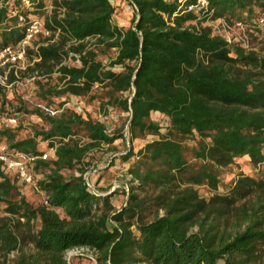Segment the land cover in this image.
Instances as JSON below:
<instances>
[{"label":"trees","instance_id":"trees-1","mask_svg":"<svg viewBox=\"0 0 264 264\" xmlns=\"http://www.w3.org/2000/svg\"><path fill=\"white\" fill-rule=\"evenodd\" d=\"M42 1L0 0V51L41 18L50 35L25 48L19 73L33 75L43 98L100 88V118L66 104L54 115L37 107L45 126L19 138L8 119L23 108L4 113L0 86V140L36 157L47 202L29 203L0 166V264L13 252L17 264H71L65 253L79 247L97 264H264V45L246 50L213 35L207 12L187 10L196 0H126L127 26L115 22L113 0ZM207 2L212 20L264 38L256 25L264 0ZM75 56L79 64L65 63ZM16 79L11 69L8 82ZM231 166L238 172L225 185ZM115 173L129 177L127 190L110 192Z\"/></svg>","mask_w":264,"mask_h":264},{"label":"rangeland","instance_id":"rangeland-1","mask_svg":"<svg viewBox=\"0 0 264 264\" xmlns=\"http://www.w3.org/2000/svg\"><path fill=\"white\" fill-rule=\"evenodd\" d=\"M115 8H116V14H115V22H119L120 26H127L128 21L131 17V15L134 12L133 6L128 4L126 0H113L112 1ZM42 3L46 6V8L50 5V0H43ZM46 10H49L46 9ZM207 26V25H203ZM240 31H238L236 28L229 32V36L231 38H237ZM250 32H246V35H248ZM249 37V36H248ZM45 37L41 35H37L30 43L29 47L33 48L34 44H38L43 42ZM264 38L261 36L257 37L255 34H253V38L249 37V44H250V50L258 49L259 47L264 45ZM263 42V44H261ZM115 55L114 50H111L109 53L103 55H99L98 59H105L108 57H113ZM74 58H77V56L69 58L65 61L66 64L69 65H75L79 64L78 60H75ZM29 64V61L24 58L23 61H20L12 68L5 67L3 69H0V76L3 78L4 83L6 84L5 88V96L6 98L3 99V108L4 113L6 111L13 112L14 109L23 108V111H21L16 118V123H18V126H21V130L18 133L19 138H24L28 135H31L32 128L42 129L45 125L42 122V120L33 114L37 107H41L43 110L44 108L52 110L56 112L54 109L59 108L60 104H66V107L74 108L77 110L78 113L82 114L84 117L88 116L92 119H99L100 115L98 112V104L100 98L103 96V92L100 90V88H94L92 92L86 96V97H80L78 99H70L69 97H47L43 98L42 95H40V91L38 88V85L33 77V75H30L29 73L25 72L20 74L19 72H23L27 65ZM13 70L16 74V81L13 83L8 82V74L10 70ZM52 79L45 77L41 78L40 80L42 83L46 84L47 79L51 83H55V75L51 77ZM1 86V84H0ZM94 95L96 96L95 99H90V96ZM2 98L0 96V102ZM7 100V103H6ZM5 103V104H4ZM2 118L0 117V124H1ZM48 153V152H46ZM240 168H242L243 172H245L247 175L252 176L255 173V170L253 167L248 163L244 161H239L237 163ZM103 168V167H101ZM238 170L235 166L229 167L223 176L221 177V180L223 184H228L233 178H235ZM10 174V177L13 179L14 184L17 186V188L20 190V192L26 197V200L31 203L33 206H38L41 203L42 196L36 186L35 183L31 185H27L20 180H18L13 173ZM93 172H90L88 174V180L92 181L94 180ZM37 178V177H36ZM127 178H122L119 174H113L111 176V190L116 189H122L125 188L127 190L128 183ZM198 193L203 198H209L211 196L210 192L205 186H201L197 188ZM220 191L223 190V187L220 186ZM113 203L115 204L116 208H120L122 204H124L125 201H123V196H117L114 197ZM2 205H0V216H2ZM16 253H10L7 256V259L4 264H17L16 262ZM65 259L67 262L71 264H97L96 261H91V259H95V256L93 253H91L88 250H82V251H72L69 250L65 253Z\"/></svg>","mask_w":264,"mask_h":264},{"label":"built area","instance_id":"built-area-1","mask_svg":"<svg viewBox=\"0 0 264 264\" xmlns=\"http://www.w3.org/2000/svg\"><path fill=\"white\" fill-rule=\"evenodd\" d=\"M187 10L194 11L196 14H199L200 11L207 12V16H205V21H203L202 24L209 26L213 35L219 36L229 43H237L243 49H250V33L246 35V32H251V30H248L241 23L230 25L223 18L212 20L211 16L213 10L209 8L207 0H196V5L187 6ZM199 18L200 17L198 15V19ZM30 19L31 23L29 28L27 29V34L25 35V38L19 43H17L15 46H7L0 51V69H3L6 65H9V68H12L20 61H23L25 58V48L29 46V43L37 35H41L45 38L50 35L48 31L43 29L41 18L31 17ZM256 25L259 26V28H264V8L261 10L260 16L256 19ZM235 28L240 31V33L237 38H231L228 34ZM0 84L1 86H6L1 76ZM44 112L49 115L55 114L54 111L46 108H44ZM18 115V113H14L13 116L8 119V122L10 124H14ZM52 153L53 151L44 153L39 158L45 160L50 155H52ZM35 159L36 157H32L30 155H26L23 153H13L9 151L8 145L4 141L0 140L1 169L6 173H13L18 180L31 186L35 183V174L32 169ZM41 203L44 205L47 204L46 200L44 199L41 200ZM71 250L76 252L88 250L93 253L92 250L85 247L74 248Z\"/></svg>","mask_w":264,"mask_h":264}]
</instances>
